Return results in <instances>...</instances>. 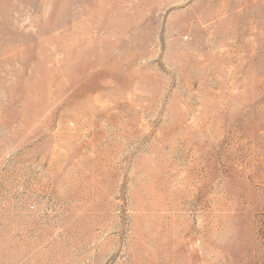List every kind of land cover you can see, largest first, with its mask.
<instances>
[{
	"label": "rangeland",
	"instance_id": "rangeland-1",
	"mask_svg": "<svg viewBox=\"0 0 264 264\" xmlns=\"http://www.w3.org/2000/svg\"><path fill=\"white\" fill-rule=\"evenodd\" d=\"M0 264H264V0H0Z\"/></svg>",
	"mask_w": 264,
	"mask_h": 264
}]
</instances>
